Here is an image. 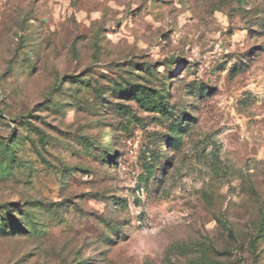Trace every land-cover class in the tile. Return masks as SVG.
<instances>
[{"label":"rangeland","instance_id":"rangeland-1","mask_svg":"<svg viewBox=\"0 0 264 264\" xmlns=\"http://www.w3.org/2000/svg\"><path fill=\"white\" fill-rule=\"evenodd\" d=\"M0 264H264V0H0Z\"/></svg>","mask_w":264,"mask_h":264}]
</instances>
